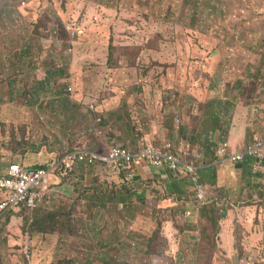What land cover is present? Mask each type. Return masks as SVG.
<instances>
[{"label":"rangeland","instance_id":"374dc122","mask_svg":"<svg viewBox=\"0 0 264 264\" xmlns=\"http://www.w3.org/2000/svg\"><path fill=\"white\" fill-rule=\"evenodd\" d=\"M88 1L97 7L95 34L103 38L101 48L89 47L90 56L81 37ZM218 60L226 78L210 71ZM191 86L198 97L188 93ZM220 98L227 101L214 102ZM245 101L264 105V0H0V169L39 167L72 150L113 145L160 149L175 142L182 154L190 145L214 157L225 143L218 142L220 133L232 134L226 118L243 116ZM89 102L100 111H87ZM212 106L218 119L209 128ZM254 165L251 177L264 180V160ZM75 177L35 209L0 219V264H236L256 227L264 264L261 203L245 202L231 216L228 256L215 238L220 211L196 224L177 199L151 203L150 189L153 200L167 195L150 188L151 179L133 184L107 165L79 170L70 180ZM201 177L215 179L211 172ZM103 188L112 196L147 191L120 209L118 200L98 199Z\"/></svg>","mask_w":264,"mask_h":264},{"label":"crops","instance_id":"0c3cea01","mask_svg":"<svg viewBox=\"0 0 264 264\" xmlns=\"http://www.w3.org/2000/svg\"><path fill=\"white\" fill-rule=\"evenodd\" d=\"M73 12H74V7L72 8V11L70 14H72ZM96 12H97V7L95 3H89L88 1L85 6L84 21H85L86 27L84 31L81 33V37L83 39V45H84V54L86 55V52H87L86 56H90V54L92 53L89 47L101 48V43L103 40L101 36L95 34V32L97 31V28L101 26L100 22L94 21V19L96 18L94 16H96L97 14ZM140 35H141L140 32L136 34L137 40H135V42L138 43ZM147 50H148L147 47H143L141 55H143ZM72 56H74L73 60L77 64L78 62L77 55L72 54ZM127 62H128L127 58L125 57L120 59V64L121 63L126 64ZM72 69L74 71L75 65L72 67ZM211 70L213 74L217 73L219 76H224L225 74L224 76L225 78L228 75L226 68H223L220 66L219 60H218L216 67H211L210 71ZM166 76H169V74H167ZM45 77L46 76H43V79H45ZM144 81L148 82V80L146 79ZM167 81H168V78H164L163 84L167 85ZM236 83L237 84H235V86L239 89L238 83H243L242 78L239 77ZM172 84L173 82L171 83V85ZM145 90L146 89L144 88V91ZM188 93L193 95L195 98L198 97V95L196 94L195 86L189 87ZM226 101L227 100L225 98H220L219 100H215L214 102L221 103V102H226ZM97 103L98 102H96V104L93 102H89L88 108L93 106L95 110L93 111V113H97L100 111L99 110L100 104L99 103L97 104ZM245 104L246 105H245V110L243 112L244 113L243 116L236 117V113H234L233 116L229 115L226 118L225 123L227 124L228 135L230 133V129L232 131V134L228 136L230 138H227L226 137L227 135H224L222 133H220V137L218 136V142L220 144H223V142L228 143L232 150H236L239 148L242 149L243 146H245L246 143L248 144V142H250L251 140H254L260 136H264V130L261 131L264 128V111H263L264 105L259 106L261 108L259 109V108H252L253 103H246L245 101ZM88 108H87V111H88ZM229 108L230 106L228 105L226 111L229 112ZM214 109L215 108L212 106L211 110H209L210 111L209 114L207 115V122H208L209 128H212L213 126V123L211 124L210 120L216 117ZM98 119L101 120V118H98ZM217 119L218 118L216 117L214 121H216ZM176 123L178 126L180 123V120L176 119ZM243 123L246 124V127ZM240 126H242L243 129H241ZM167 144L168 145L166 146H162L161 149H169L171 151H174L176 150L177 147L182 146V145L177 146L175 142H169ZM113 146H117V145H113ZM155 147H159V146H155ZM183 147L191 151L190 145L183 146ZM109 148L110 147H102L101 152H106ZM86 149L89 150V148H86ZM220 150H221V147H220ZM89 151H92V150H89ZM205 153H206L205 155H208L206 156L207 158L206 165H210L213 159L215 158V156H216V159L218 158V156H220L218 151L215 152L216 154H214L215 155L214 157H209V155L212 152L208 153V151H205ZM205 155H204V158H205ZM53 160H55V157L52 158V160H50L48 164H50L51 161ZM13 164H21V163H13ZM48 164L35 165V166L42 167ZM141 166L143 165L136 166L133 169V172L135 173V177L133 179H130L132 183L140 184L142 181L151 179L152 182H150V188L156 187L157 189H160L161 192L163 191L167 192L166 196H162V198L160 199L153 200L152 194L156 192V189L154 190L150 189L149 196L151 199V203H155V204L162 203L163 204V202L169 199H172V200L177 199L179 202L178 203L179 206L185 205V207H187L185 211V214H187L186 217L192 218V220L196 224H198L199 222H205L207 220L208 208H210V205L212 202L218 206L219 211H220V217H221L219 221L220 231L218 232L215 238H216L218 247L223 249L228 256L233 255V245H234L233 235H232L231 226H230V222L232 219L231 216H233V214L236 216H239L240 211L244 209L243 206L242 207H239V206L245 204V202H248V201H250L253 206H255L258 203H261L264 208V180H258L255 178V176L251 177L252 168L254 166L253 161H247V163H232L230 161L221 160V162L217 165L216 170L214 172H211L212 175H214L215 179L209 183L206 181V184H203L206 188V197L203 202H197L195 200V191H196L195 185L197 183H200V172L198 173L197 176H194V177H190L187 175H181V174H175L178 176L177 178L167 168H153L151 166H148V168L146 167L141 168ZM84 168H90V167L86 165L79 166L71 177H73L75 174H78L79 170H82ZM4 171L5 169H0V173ZM207 172H210V171H208V169H204L202 171V175L205 176ZM71 177L69 178H59V177L50 178L49 185L45 192V196L41 202L47 199L50 193H54L55 191L59 190L66 183L68 185L74 183L76 181V177L70 180ZM123 177L126 178L125 174L123 175ZM99 184L101 185V187H104L103 183L100 182ZM113 185L114 187L120 186L116 184H113ZM124 186L126 187V185ZM105 191H106L105 188L101 190V192L97 195L98 199L101 198L103 195L104 198L118 200V203L115 205V207L123 209L124 206L122 204L125 203L126 200L128 202H131L132 199L143 200L145 198V192L147 190H143L142 194L141 193L136 194L134 192L132 193L129 192L128 189H126V191L128 192L125 191V193H123L124 190L121 189V190H116L117 192L116 196H112L110 192H109V195L104 194ZM137 193H139V191H137ZM171 194L173 196L170 197ZM1 196H2V193H0V198ZM103 205L105 207H112L110 205H107L105 202ZM207 205H209L208 208L206 207ZM229 206H231V208ZM203 207H206V208H203ZM228 212H229V216L225 218V214ZM235 220L239 221L238 218H235ZM243 226L245 228V224H243ZM252 226H254V224H252ZM196 232L201 233V229L196 230ZM257 233H258V230L256 227L251 233L248 234L249 238L244 239V244L242 247V249L244 250V253H241V256L238 257V261H243L247 255L253 254L254 252L257 251V249L255 248V242L258 240V239H255ZM260 233L261 235H263L264 232L261 230ZM224 236H227L228 240L225 239ZM236 256L238 255H234L233 257H236ZM236 260L237 258L235 259V262Z\"/></svg>","mask_w":264,"mask_h":264},{"label":"built area","instance_id":"2783aa9c","mask_svg":"<svg viewBox=\"0 0 264 264\" xmlns=\"http://www.w3.org/2000/svg\"><path fill=\"white\" fill-rule=\"evenodd\" d=\"M25 4V3H23ZM71 90V89H70ZM90 109L94 110L93 106ZM186 154L178 150L158 149L152 145L130 149L128 147L112 146L106 152L72 150L59 158H55L44 167H26L23 164H11L4 172L0 173V219L17 209H35L45 196L49 180L52 177L69 178L79 166L98 167L107 165L115 168L120 173L133 177L136 166H151L153 168H167L173 173H188L195 175L202 169L199 160L200 153H193L185 149ZM226 148L219 153L222 161L239 163L249 160H259L264 156V136L257 137L248 143L243 150L227 158ZM217 160L215 164H218ZM111 164V166H110ZM204 186H198L195 194L197 202L205 200ZM254 262V259L250 257ZM249 263L252 264L253 262Z\"/></svg>","mask_w":264,"mask_h":264},{"label":"trees","instance_id":"16d2710c","mask_svg":"<svg viewBox=\"0 0 264 264\" xmlns=\"http://www.w3.org/2000/svg\"><path fill=\"white\" fill-rule=\"evenodd\" d=\"M148 43L149 42H144V45H147L148 46ZM96 110H97V108H96ZM88 111L89 112H92L93 113V111H95V110H92V109H90V108H88ZM204 146V145H203ZM218 146H219V143H218ZM226 148V154H223L224 156H226L227 158H229V156H232V155H234V154H236V153H238L239 151H237V150H232L231 148H230V146H229V144L228 143H224V145H223V147L221 148V150L220 151H218L219 153H221V151H222V149L223 148ZM230 148V149H229ZM197 150V148H194V147H192L191 146V151L192 152H199V151H196ZM200 154H201V159L199 160V163L200 164H204V165H206V162H207V158H206V155H205V153H204V151L203 150H201L200 149V152H199ZM204 155H205V158H204ZM204 159H205V161H204ZM216 159V156H215V158L213 159V161ZM218 159H219V157H218ZM220 160V159H219ZM204 161V162H203ZM212 161V162H213ZM211 162V163H212ZM220 162H221V160H220ZM230 162H232V163H234L233 161H231L230 160ZM239 163H247L245 160H243V162H239ZM210 164V163H209ZM216 168H217V166H211V167H208V168H206V169H208V171H210V172H214L215 170H216ZM202 171L203 170H201L200 171V183H197L196 185H195V187L197 188L198 186H204L203 184H206V181L205 182H203V180H202V177H201V174H202ZM134 177H135V173H134ZM202 183V184H201ZM209 183V182H208ZM205 187V186H204ZM206 189V188H205ZM210 205V204H209ZM209 205H207L206 207L208 208V206ZM216 207H215V206ZM206 207H203V208H206ZM230 208H231V206H229ZM204 210V209H203ZM215 214H219V208H218V206L216 205V204H214L213 202L211 203V205H210V208H208V212H207V216L209 217L210 215H215ZM219 220V219H218ZM231 258H233V257H231ZM233 261H231V263H232ZM52 264H55V263H52ZM178 264V263H177ZM236 264H239V261H238V258H237V260H236Z\"/></svg>","mask_w":264,"mask_h":264},{"label":"clouds","instance_id":"9594fccd","mask_svg":"<svg viewBox=\"0 0 264 264\" xmlns=\"http://www.w3.org/2000/svg\"><path fill=\"white\" fill-rule=\"evenodd\" d=\"M255 140V139H254ZM254 140H251L250 142H252V141H254ZM250 142H248V143H250ZM247 145V144H246ZM245 145V146H246ZM245 146H243V148L245 147ZM86 151H89L88 149L86 150ZM63 156V155H62ZM61 157V156H60ZM264 160V156L261 158V159H259L260 160V162H261V160ZM249 161H252V160H249ZM255 161L256 160H253V162H254V164H255ZM247 162V161H246ZM220 163V162H219ZM218 163V164H219ZM218 164H213V165H215V166H217ZM85 165V164H84ZM47 166V165H46ZM83 166V165H82ZM87 166V165H86ZM204 166H206V167H204ZM255 166V165H254ZM42 167H44V166H42ZM89 167V166H88ZM141 167H148V166H141ZM201 167L202 168H207V167H209V165H202L201 164ZM170 171V170H169ZM201 170H199V172H200ZM171 172V171H170ZM199 172H197L195 175H189L188 173H180L181 175H187V176H190V177H194V176H197L198 175V173ZM173 173V172H172ZM174 174V176L175 177H177L178 178V176L177 175H175L176 173H173ZM124 175V174H123ZM125 176L127 177V175L125 174ZM134 178V173H133V177L132 178H130V179H133ZM193 182V181H192ZM205 188V187H204ZM196 190H197V188H196ZM205 193H206V189H205ZM195 194H196V191H195ZM40 204V203H39ZM24 209H26V208H24ZM13 212V211H12ZM259 255H260V258H261V254H258L257 252H254L253 254H250V255H247L246 256V258L243 260V261H239V264H250L249 262L250 261H252L251 259H250V257H252L253 259H254V262L252 263V264H259V260H258V258H259ZM177 264V263H176Z\"/></svg>","mask_w":264,"mask_h":264}]
</instances>
